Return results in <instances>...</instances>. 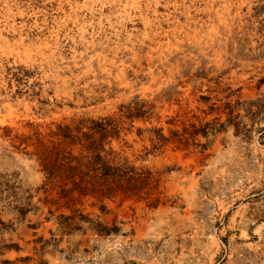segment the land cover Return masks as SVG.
Listing matches in <instances>:
<instances>
[{
  "label": "rangeland",
  "instance_id": "obj_1",
  "mask_svg": "<svg viewBox=\"0 0 264 264\" xmlns=\"http://www.w3.org/2000/svg\"><path fill=\"white\" fill-rule=\"evenodd\" d=\"M0 264H264V0H0Z\"/></svg>",
  "mask_w": 264,
  "mask_h": 264
},
{
  "label": "trees",
  "instance_id": "obj_2",
  "mask_svg": "<svg viewBox=\"0 0 264 264\" xmlns=\"http://www.w3.org/2000/svg\"><path fill=\"white\" fill-rule=\"evenodd\" d=\"M108 126L94 124L92 127H88V130L98 129L102 140V138H105L104 135ZM62 131L64 132V138L71 139V144L81 140L87 142L85 145L81 144V149L86 153L84 156L76 157L69 153L64 156L69 160L67 170L71 173V179L79 176L78 181L71 180V193L77 192L82 196L96 194L104 197L119 191L129 197L140 193L145 186L150 185V174L147 172H137L134 168L124 165H109L99 155V151H97L98 147L92 140V134L82 132L78 127H76V133H73V130L68 127H63ZM158 139L162 141L161 136ZM97 225L99 227L97 228L98 233L108 234L111 231H117L115 227L110 230L102 227L100 224Z\"/></svg>",
  "mask_w": 264,
  "mask_h": 264
}]
</instances>
